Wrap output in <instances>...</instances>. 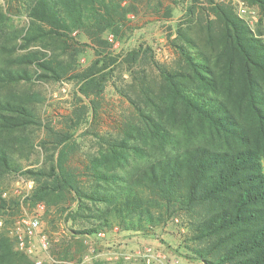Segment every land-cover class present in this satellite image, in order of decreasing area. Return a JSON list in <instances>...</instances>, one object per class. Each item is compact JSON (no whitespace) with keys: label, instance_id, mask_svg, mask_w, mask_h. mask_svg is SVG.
Returning <instances> with one entry per match:
<instances>
[{"label":"trees","instance_id":"trees-1","mask_svg":"<svg viewBox=\"0 0 264 264\" xmlns=\"http://www.w3.org/2000/svg\"><path fill=\"white\" fill-rule=\"evenodd\" d=\"M244 1L259 10L262 26L264 0ZM176 7L184 14L167 34L172 62L160 61L146 41L117 50L141 12L168 20ZM63 80L76 90L59 128L43 119L46 97L34 84ZM110 82L127 107L84 149L78 135L109 113ZM19 174L34 182L25 198L9 192ZM23 201L54 207L69 225L75 243L65 260L80 237L116 226L150 234L176 222L186 255L202 264H264V29L255 32L231 0L4 2L5 226ZM31 257L0 231V264H36Z\"/></svg>","mask_w":264,"mask_h":264},{"label":"rangeland","instance_id":"rangeland-1","mask_svg":"<svg viewBox=\"0 0 264 264\" xmlns=\"http://www.w3.org/2000/svg\"><path fill=\"white\" fill-rule=\"evenodd\" d=\"M231 1H233L238 13L249 21L255 32L259 33V27L264 29V24L262 26L258 24L260 12L256 7L244 0ZM4 2H8V0H0V6ZM16 14L15 22L23 24L26 20L24 14ZM183 14L184 7H176L173 17L168 20H161V17L156 14L141 12L139 16L134 18L137 29L131 33V37L117 42V50L127 49L141 41H146L154 47L155 55L160 61L172 62L176 58V53L167 40V34L170 33V26L176 27ZM119 76L118 74L117 80H120ZM126 77L127 74L124 75V78ZM34 88L40 90L46 97L43 106L45 109L43 119L46 122L52 120L53 124L59 128L65 126L64 117L72 106L76 90L75 84L66 80L51 83L36 82ZM103 103V108L108 109L109 113L104 114L98 120H94L90 126L84 127L78 135V138L85 143L84 149L91 140H95L94 132L105 131L112 127L119 112L124 111L127 107L126 101L116 92L112 82L106 87ZM76 158L84 160L85 156L79 151ZM10 181L9 192L15 196L21 195L25 198L33 189V179L27 176L15 175L10 178ZM33 215L41 217L43 232L47 235L49 242L48 251L37 245L36 255L45 261L49 258V254L61 259V256L68 255L65 253V248L70 243H75L72 241L74 239L71 238L70 227L65 225L54 207L49 209L44 202L33 204L29 201H23L20 210L15 211L6 226L3 218L0 217V231L7 230L16 240L15 232L18 220L23 216ZM183 231L184 228L176 222H172L163 228H156L150 234L119 229L107 232L105 236L97 234L91 237H80L77 240L81 241V246L77 244L74 246L69 255L72 262L70 264H146L144 257L149 253L153 255V264H202L200 260L186 255L185 248L181 246ZM124 254L129 257L125 258ZM31 258L34 260V256Z\"/></svg>","mask_w":264,"mask_h":264},{"label":"built area","instance_id":"built-area-1","mask_svg":"<svg viewBox=\"0 0 264 264\" xmlns=\"http://www.w3.org/2000/svg\"><path fill=\"white\" fill-rule=\"evenodd\" d=\"M44 207V205H41ZM114 230H119V227L116 226ZM107 232L100 231L99 236H105ZM16 240L18 248L34 256L36 264H69L72 263L69 260L61 259L49 254V258L45 261L39 256L36 255L37 245L45 251L49 250V242L47 235L43 232L42 220L38 215L33 216H23L21 217L16 226ZM119 257V256H118ZM125 258H128V255L124 254ZM146 264H153V255L149 253L144 257Z\"/></svg>","mask_w":264,"mask_h":264}]
</instances>
